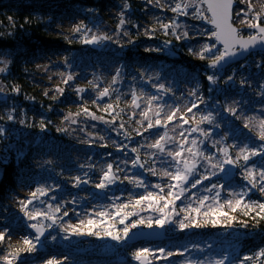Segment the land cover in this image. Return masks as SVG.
I'll use <instances>...</instances> for the list:
<instances>
[{"label": "rangeland", "instance_id": "374dc122", "mask_svg": "<svg viewBox=\"0 0 264 264\" xmlns=\"http://www.w3.org/2000/svg\"><path fill=\"white\" fill-rule=\"evenodd\" d=\"M151 1L154 4L150 2L151 4L148 7L161 6L167 11L159 15H157V12H154L155 14L150 12L152 23L154 21H163L169 25L168 31H173L175 27V34L185 39H191L197 35L202 37L212 36L213 31L199 22L205 19H200L196 16L195 0H191L190 6L187 9L188 15L171 11V8L176 3L181 2V0ZM242 3L244 4V10L248 11L249 5L247 0ZM251 4L249 19H251L254 13L260 12L264 0H251ZM200 7L204 11V16L209 17L206 6L203 4ZM262 18L264 19V17ZM189 19L198 20V23H194ZM243 19L244 16H237L236 24L238 26L241 24L243 26L246 25L245 23H241ZM65 24L71 28L74 21L67 20ZM134 25L136 27L139 26L137 22ZM131 29L132 25L127 24L125 20L123 24L118 23L114 27L107 22H103L94 30H89V39L94 36L103 37L104 34L108 35V39L98 42L97 48L101 50L108 49L110 51L119 50L125 46H123L122 42L129 36ZM161 30L165 29L161 27ZM185 32H187V37L184 36ZM205 45H214L212 52L208 53L210 57H215L219 54V48L217 49L212 42L208 41ZM216 45L218 46L217 43ZM73 57L74 60H77L79 56L75 54ZM254 62L257 66L264 64L260 57L255 59ZM7 64L8 59L6 56L0 54V69L4 70ZM72 64H68L65 70L58 66V64H43L42 69L49 76L50 81L49 86H47L48 90L49 87L55 90L63 89L64 84H66L65 80L69 75H71L72 79L67 81L66 86L71 87L75 84L77 75ZM78 75L81 85L90 84L86 90H83L82 87L78 88L77 91L81 92L79 95L80 100L94 102L99 109L100 105L106 104L109 102V98L117 95L125 103L126 111L124 109L121 111L125 115H130L131 119L134 120L130 128L133 129L137 125L141 126V128L136 130V132H127L125 127H121L124 122H121L118 118L111 119L94 112H88L84 116H77L74 112L66 113L68 125L66 126L67 140L65 142L69 144V150L65 154H60V157L55 156L52 151L49 153L45 152L44 154L38 153V150L35 151L34 148L39 139L27 133L22 137L19 134L22 129L15 128L12 132L8 133L11 137L16 130H20L16 134V144L4 147L0 143L2 150V153L0 151V159L7 157L8 154L11 155L12 152L15 155L31 153L34 163H32L31 167L36 170L38 176L42 177V175H45L42 178H45L46 182L40 183L39 189L45 190L46 194H37L33 198L32 193L37 190L34 184L22 185L18 188V192L12 200L15 206L19 207V211H17L15 206L13 208L10 206V212L14 216L9 222L11 226L0 225V231H4L5 228L8 229V232L10 231L9 236L6 238L11 239V242H9L10 250L4 255H0V261H2L0 264H4L3 257L5 255L15 252V249H18L21 245L27 246L24 243L25 238L31 239L28 235V225L36 223V221H29L24 212L21 211L22 201L31 199L32 203L28 205L29 211L48 213L56 218V223L52 224V221L42 219L41 222L46 227L52 224L51 227H47L51 231L50 235L44 238L47 241L40 240L35 250L32 251V255L36 253L37 255L32 256L31 261L23 259L21 254H19V257L13 260V264L15 261H20L21 264H49V262L51 264H95L70 259L68 256L61 254L57 249L61 245L72 244L74 241L80 239L81 235L82 240L89 243L87 244L86 242V245L89 248H93L89 252L95 256L91 257L97 258L99 261H106V258L109 257L99 258L97 256H108L112 252H117L120 246L123 247L125 245L126 236H124L123 229L132 222L133 215L136 216L138 221L148 220L152 222L162 215H167L169 223L166 224L175 226L176 223L182 221L181 213H186V215L194 213L197 215L208 212L216 215L218 210L225 211L226 207L230 208L227 201L231 200L233 205L236 204L237 200L244 203L245 197L251 194L250 185L244 187L243 184L238 185L229 181L231 176L227 171L225 160L231 157L229 154L226 157L222 149H227V153L230 152L227 140L232 141L233 139L234 126L231 120L215 122L211 129H206L204 126L188 120L194 111V108H192V111L189 112L188 108L192 107V104L196 103L198 98L194 79L190 77V81L183 83V81L176 80V77L171 73L151 66H139L127 73L121 64L109 61L107 58L102 59L101 66L97 69L88 71L86 67H83L82 72ZM114 78L115 83H113ZM256 79L257 77H255L253 84L257 85L260 82ZM161 85L163 86L162 88L160 87ZM105 88L109 90L108 94L101 96ZM0 90H2L0 91L1 95L4 91L1 82ZM134 95L136 97L135 104L133 103ZM256 96H258L256 101L263 100L261 98L264 97V91H259ZM151 97H156L157 99L152 100L150 103ZM241 98L240 91H236L233 96L228 98L230 99L228 106L243 114L246 119L254 122V128L260 131L261 121H264V104H253L251 102L249 105L250 109L244 110ZM3 99L6 100L4 96ZM157 111H159L161 125L148 128L149 120L155 123ZM173 111L176 112L174 120L167 122V115ZM144 112L148 113L147 119L143 115ZM210 116L211 119L214 117L213 114H210ZM181 118L187 120L188 123H183ZM251 121H249L250 124L252 123ZM192 129H196V131H192ZM181 131L184 132L183 137L180 135ZM165 133V140L162 141L165 147L164 152L149 147L160 136H164ZM192 140L196 141L195 145L191 143ZM80 142L85 143L84 148H79ZM207 142H212L216 148V152H207L205 146ZM106 143H108L107 145L110 144V151L107 154L95 157L97 150L102 149V147L95 148L91 145ZM181 146H183L181 157L173 159L172 156L168 155L169 151L174 153L181 150ZM188 148H192L194 153L199 154L193 155L189 153L187 151ZM133 149H136V151H133ZM177 160L181 162L177 163ZM183 161H188L190 166L194 165L186 183L177 182L171 179L170 176L164 175L165 172L174 173L177 168L183 171L185 167ZM251 161L252 158L250 157L247 163L244 162L241 166L239 165L238 170L240 169L239 172L242 177H246V169H250L255 175L256 185L260 188V185L264 184V179H261L259 172L264 170V168ZM54 163H60L58 165L60 169L54 170ZM108 165H112L110 175L114 176L111 182L104 179L105 172L109 171ZM215 165H221L223 170H221V167H214ZM154 175L156 178H151ZM53 177H57L58 179L54 180ZM59 178L66 182H59ZM197 179L200 180V183L193 188L191 185ZM101 182L105 183V187H97ZM59 184H61L59 187H55ZM90 184V187H93L91 189L97 195L84 188V186ZM177 184L179 185L178 187H171ZM157 185H160V187H156ZM214 185L215 187H213ZM127 186L130 187L129 190H127ZM180 187L185 189L183 194L180 195L179 199H176L165 208V202L172 200V197L168 196L169 191L171 190L179 195ZM124 189L128 193L126 197L124 194H116L118 190L124 191ZM59 190L67 192L61 203L57 201ZM98 191L103 193L102 196ZM149 193L155 196H163L165 200L159 201L158 204L151 200H145L137 204V201L142 196H148ZM261 195L264 198V193H261ZM204 197H208V199L204 200L203 205H201L200 200ZM129 203L136 204L138 208L131 213L125 212L124 204ZM57 207L60 209L58 212L56 211ZM157 208H162L163 212L156 211L155 209ZM197 208H199V213L195 211ZM181 210L183 211L181 212ZM65 212H67V215H64ZM122 219L123 223L120 222ZM89 220L95 221L90 230L97 234H87L89 231ZM81 221L84 223L81 224ZM83 225L87 226H84V229H82L81 226ZM107 231H112L113 234L118 233L121 239H112L111 236L106 235ZM168 232L172 233L169 228L166 229V234ZM104 242L107 243V246H104ZM146 243L147 245L154 246V248H145L148 250L145 256L149 259V262L145 264H217L218 261L222 260L218 257L217 253L211 254L207 252L206 246L203 243H176L171 249V252L176 253V257L173 256L172 259H162L164 258V253L162 254L159 251L161 248L164 249V252L167 251L168 245H165V247L159 246L153 244L156 243L153 240L152 242L149 240ZM142 249H144V246L139 248V250ZM79 252L85 253L84 250H79ZM181 252L183 255L179 254ZM9 258L11 259V257ZM126 258L123 256L119 258L120 264H141L140 262H136L135 258L132 262ZM222 261L224 264V260Z\"/></svg>", "mask_w": 264, "mask_h": 264}, {"label": "trees", "instance_id": "16d2710c", "mask_svg": "<svg viewBox=\"0 0 264 264\" xmlns=\"http://www.w3.org/2000/svg\"><path fill=\"white\" fill-rule=\"evenodd\" d=\"M149 4H151L149 0H0V54L8 59L7 66L0 73V82L4 89L0 95V128L4 129L3 135H0L2 146L8 147L10 144H16V134L20 130H16L11 137L8 133L15 128L22 129L19 133L22 137L27 133L39 139L34 148L35 151L38 150L37 152L41 154L52 151L55 156L60 157V154H65L69 150V144L65 140H67L66 126L68 125L66 113L70 112H74L77 116L94 112L111 119L118 118L124 122L123 127L127 132H136L140 129L139 125L133 129L130 128L134 120L130 115H125L121 111L123 109L126 111V107L123 99L118 98L117 95L109 98V102L100 105L99 109L96 103L79 99L81 92L77 91L78 88L82 87L86 90L90 84L81 85L78 74L82 72L83 67H86L88 71L97 69L101 66L102 59L107 58L109 61L121 64L127 73L139 66H151L171 73L176 80L183 81V83L190 81V77L194 79L195 89L198 92H196L198 98L195 103L197 107L194 108L188 120L206 129L213 128L215 122L231 120L234 131L232 141L227 140L230 150L227 154L231 159L237 160L241 148L246 146L248 149H255L261 154L250 156L251 162L264 168V151H262L264 140L259 138L260 131L254 128V122L228 106L230 100L228 98L236 91H240L242 95L241 104L244 110L250 109L251 102L264 104V97L261 98L263 100L256 101L258 92L264 91V64L257 66L254 62L260 57L264 63V52L253 53L225 69L214 68L211 62L216 56L210 57L203 51L204 45L209 41L215 44L217 49L219 48V53L223 52L216 45L214 36L197 35L191 39L182 37L177 39L174 31L161 30V25L165 24L160 21L161 19L160 22L152 23L151 21L150 12L152 14L157 12L159 15L167 11L161 6L148 7ZM121 19L132 25L129 36L122 42L124 47L112 51L101 50L97 48L98 42L105 39H99L95 43L85 42L90 37L89 30H94L103 22L114 27L120 23ZM67 20L74 21L71 28L65 24ZM189 20L198 23V20ZM205 20L199 22L214 31L212 26L204 24ZM136 22L139 24L138 27L134 25ZM77 27H80L79 32L76 31ZM104 36L108 37L105 34ZM75 54L79 56L77 60H74ZM46 63L58 64L64 68L63 70L66 66L68 67V64L73 63L72 67L77 75L75 84L71 87L66 86L67 83L62 85V92L50 87L48 90L49 76L42 69L43 64ZM209 76L213 77V80H209ZM255 77L260 82L257 85L253 84ZM210 114L214 115L212 119ZM9 115L13 117L12 120L7 118ZM204 116H210V121H202ZM249 121L252 123L250 124ZM246 124L247 127H245ZM107 144L91 145L95 148L102 147L97 150L95 157L110 151V144ZM84 146L85 143L80 142L79 148H84ZM205 146L207 152H216L212 142H207ZM0 151L2 153L1 148ZM31 155V153L15 155L12 152L11 155L8 154L7 157L0 159V169H2L0 174V225L11 226L9 222L14 216L10 208L15 206L12 199L20 186L34 184L36 189H39L40 183L46 182V179L42 178L45 175L38 176L36 170L31 167L33 163ZM237 163L239 167L244 161L241 158ZM59 164H53L54 170L60 169ZM239 171L240 169L235 175H230L229 181L238 185L243 184L244 187L251 186L252 192L245 197L244 203H241L234 211L228 207L225 211L218 210L216 215L181 213L184 223L195 219L203 226L181 229L180 223H176L175 226L165 224L166 229L169 228L172 233L168 232L165 239L155 243L163 247L168 245L169 248L164 255L171 252L176 243L195 242L203 243L207 252L217 253L218 257L224 260V264H264V256L259 255L264 250V212H260L258 207L247 209L244 207V205L264 203V198L258 186L253 187V184L242 177ZM151 178L154 179L156 176ZM53 179L58 178L53 177ZM58 181L66 182L61 178ZM90 186L91 184L84 188L97 195ZM126 188L130 189L129 186ZM66 194V191L59 190L58 203L64 200ZM102 194L100 192L101 196ZM116 194H124L126 197L128 193L124 189V191L118 190ZM124 206L125 212L128 213L138 208L134 203L124 204ZM16 209L19 211V207ZM221 212L227 215H221ZM133 217L128 225L129 234L126 236L125 245L120 246L117 252H112L108 256H97L99 258L109 257L106 261L92 258L95 255L90 254L89 250L93 248L86 245L87 241H83L81 235L80 239L72 244L61 245L57 250L70 259L84 263L120 264L119 258L122 256L132 262L134 254L140 251L139 248L142 246L144 249L154 248L152 245H147L146 240L138 241V243L127 241L134 230L149 228L148 220H143L141 225L137 223L138 225L133 228L132 223L138 221L135 215ZM213 219L218 221L216 226L210 223ZM206 221L209 222L206 223ZM154 225L155 221L152 222V226ZM84 226L87 225L81 228L84 229ZM28 231L29 237L33 239L36 234L30 228ZM8 234L6 237L9 236ZM6 237L4 242L0 243V255L10 250L11 239ZM103 244L107 246L106 242ZM27 247L21 245L15 249V252L19 251L23 259L31 261L32 256L37 253L32 255L33 252L27 251ZM79 250H84L85 253ZM173 256L167 259H172ZM244 257H251V259L245 260ZM135 261L140 262L136 259ZM14 264L21 263L15 261Z\"/></svg>", "mask_w": 264, "mask_h": 264}, {"label": "snow or ice", "instance_id": "6c2138e0", "mask_svg": "<svg viewBox=\"0 0 264 264\" xmlns=\"http://www.w3.org/2000/svg\"><path fill=\"white\" fill-rule=\"evenodd\" d=\"M149 2H151V0H149ZM241 2H245V0H241ZM191 0H181V2H178L175 4L174 7L171 8V11L173 12H177L183 15H188L187 9L190 6ZM234 0H195V7H196V16L200 19H208L209 23H211L214 28L215 31L212 32V36H214L216 38L217 41H221L224 45V51L219 53L218 55H216L215 59L212 60L211 62V66L215 67L216 65H218L220 63V61L224 60L225 57L227 56H232L235 55L236 52L233 51L234 48H236L238 46L239 49L242 50H248L250 47L256 45L258 42L261 44H264V23H261V18L264 17V4L261 5V10L260 12L254 13L251 16V19L248 18L249 16V12L251 11V0H247V3L249 5V10L248 11H244L243 9L241 10V13H243L244 19L241 21V23H245L249 28L254 29V34L249 35L247 38H244L243 36L240 35L239 30L236 29L235 27H233V22H232V17H233V12H232V6H233ZM206 4L207 5V11L211 13V17H206L204 16V11L202 10V8L200 7V5ZM125 7H127V5H125ZM241 13H236L237 16H240ZM121 24L124 23L123 19H121L120 21ZM174 23V22H173ZM161 27L165 30H167L169 28L168 24H162ZM175 30V27L173 28V31ZM77 32L80 31V27H77L76 29ZM184 36L187 37V32L184 33ZM109 37L104 36V37H92L90 40L86 39L85 42L86 43H95L97 42L99 39H108ZM177 39H180V36H177ZM214 47V45L209 46V45H204L203 47V51L205 53H210L212 52V48ZM201 58L203 59V55H201ZM0 71H3V69H0ZM72 77L71 75H69L67 77V79L65 80V83H67L68 80H71ZM209 80H213V77L209 76L208 77ZM113 83H115V78L113 79ZM161 88L163 87L162 85L160 86ZM2 91V90H0ZM18 91V89H17ZM58 91L62 92V89H58ZM108 89L105 88L104 91L101 93V96L107 95L108 94ZM157 99L156 97H151L150 98V103L152 100ZM136 102V97L135 95L133 96V103L135 104ZM138 106V105H137ZM109 107H111V105H109ZM197 107V105L195 103L192 104V107L188 108V111L191 112L192 108ZM162 111V109H160ZM85 111H87V109H85ZM143 115L145 116V118H148V113L144 112ZM156 120L155 123H153L151 120H149L147 127L148 128H153L156 126H160L161 125V119L159 118V111H157L156 113ZM176 116V112L173 111L170 114L167 115L166 120L167 122H172L174 120ZM9 120H12L13 117L11 115H9L7 117ZM183 120V118H181ZM203 120H209L210 121V116H204L202 117V121ZM183 123H188L187 120H183ZM166 126V125H165ZM248 125L246 124L245 127H247ZM121 127H123V125H121ZM192 131H196V129H192ZM4 133V129L0 128V135H3ZM180 135L183 137L184 136V132L181 131ZM165 136H160L159 139L156 140V142L152 145H149V147L155 148L157 150H159L160 152H164L165 151V147L162 143V141L165 140ZM259 138L261 140H264V121H261L260 124V136ZM191 143L193 145L196 144L195 140H192ZM133 151H136V149H133ZM182 151H183V146H181V150H178L176 152H172L169 151L168 155L172 156L173 159H176L178 157L182 156ZM187 151L189 153H192L193 155H198L199 153H194L192 148H188ZM222 151H224L225 156L227 157V149H222ZM262 151H264V149H262ZM261 154L260 151H257L255 149H248L246 146L244 148H241L239 150V155L237 156V161H239L241 158L243 159V161L245 163H247V161L250 159V156H256ZM181 161L177 160V163H180ZM226 163L228 164H232L234 163V161L231 158H228L226 161ZM135 163V161H134ZM185 167L184 170L182 171L181 169L177 168V170L174 173H169V172H165L164 175L170 176L171 179L177 181V182H183L186 183L188 180V175L191 173L192 168L194 167V165H189L188 161H183ZM214 167H221V165H215ZM111 168L112 165H108V172H105L104 174V179L105 181L111 182L114 179V176L110 175L111 172ZM247 171V176L245 177L246 179H249V181L253 184V187L256 186V180H255V175L254 173L250 170V169H246ZM259 176L261 177V179H264V170H261L259 172ZM205 179H207V177H205ZM200 183V180H196L191 186L193 188L196 187L197 184ZM179 185H172V188H176ZM97 187L103 188L105 187V183L101 182L99 185H97ZM156 187H160V185H157ZM215 187V185L213 186ZM261 193H264V184L260 185L259 188ZM161 191H163V189H161ZM185 191V189L183 187H180V193L179 195L174 193L173 191H169L168 196L172 197L171 201H166L164 204V207H168L170 203H173L176 199L180 198V195L183 194V192ZM37 194L39 195H45L46 192L43 189H37L36 192L32 193V197L35 198L37 196ZM217 195H219L217 193ZM208 197H204L202 200H200V204L203 205L204 200H207ZM145 200H151L156 202L157 204L159 203V201L161 200H165V197L163 196H155L152 193H149L148 196H142L140 198V200L137 201V204L142 203ZM32 203V200H28V201H22L21 202V211L24 212L25 216L27 217V219L29 221H36V223H30L28 225L29 228L35 230V237L33 239H28L25 238L24 243L28 246L27 247V251L32 252L35 250L36 245L38 243H40V237L43 236L44 234V225L41 222L42 219H46V220H50L52 221V224L56 223V218L48 213L45 212H39V211H29L28 210V205ZM227 204L230 208H232V210L234 211L236 209V207L241 205V201L237 200L236 204L233 205V202L231 200L227 201ZM123 207V206H122ZM244 207L247 208H252V207H258L260 209V212H264V203H259L258 205L256 204H251V205H244ZM60 209L59 207L56 208V211L58 212ZM156 211L159 212H163L162 208H157L155 209ZM195 211L197 213H199V208L195 209ZM221 215H227V213H220ZM247 214V212H246ZM64 215H67V212L64 213ZM205 216H208L209 213L205 212L204 213ZM121 223H123V219L120 221ZM209 221H206V223H208ZM84 222L81 221V224H83ZM95 223V221L89 220L88 221V225H89V231L87 234L89 235H94L97 233H93L90 229L91 226ZM137 223H143V220L137 221L132 223V227L135 228L137 226ZM166 223H169L168 217L167 215H162L161 217H159L158 219H156L155 224L158 227L163 228L165 226ZM210 223L212 224V226H216V224L218 223L217 220L213 219L210 221ZM52 224L47 225V227H51ZM148 226L152 227V221L148 222ZM181 229L184 228H189V227H202L203 225L201 223H199L198 221H196L195 219H193L191 222L189 223H184L183 221L180 222L179 224ZM129 232V228L128 226H125L123 229V233L124 236H127ZM8 234V229L5 228L4 231H0V243L4 242L6 235ZM83 234V233H80ZM106 235L111 236L112 239L114 240H120L121 237L118 233L113 234L112 231H107ZM35 241V242H34ZM162 254L164 253V249L161 248L159 250ZM148 252L147 249H142L138 252H136L134 254V258L136 260L141 261V264H144L145 261V254ZM176 253L173 252H167L164 255V258L167 259L170 256L175 255ZM180 255H183V253H179ZM260 256H264V250H262L259 253ZM11 257V259L9 258ZM19 257V251L17 252H10L7 255H5L3 257L4 260V264H13V260L17 259ZM245 260L251 259V257H244ZM49 264H51V262H49ZM217 264H223V261H218Z\"/></svg>", "mask_w": 264, "mask_h": 264}, {"label": "water", "instance_id": "95a60500", "mask_svg": "<svg viewBox=\"0 0 264 264\" xmlns=\"http://www.w3.org/2000/svg\"><path fill=\"white\" fill-rule=\"evenodd\" d=\"M237 1L234 0L233 6H232V12H233V17H232V22H233V18H234V9L237 6ZM207 8V5L204 4ZM209 15L211 17V13L209 12ZM204 24L210 25L212 27H214L211 23H209V20H205ZM233 27H235L236 29L239 30L240 32V28L233 22ZM244 38H247L248 36H243ZM215 41L217 42V44L223 48L224 50V45L221 41H217L215 38ZM233 51L236 52L235 55L232 56H227L225 57L224 60L220 61V63L218 65H216L214 68H219V69H225L227 67H229L230 65L240 62L244 59H246L249 55H251L252 53L256 52V51H264V44L261 43H257L256 45L250 47L248 50H242L239 49L238 46L236 48L233 49ZM213 67V66H212ZM234 161V163L232 164H228L225 162V165L227 167V171L230 173V175H235L238 171V163L237 160L232 159ZM226 161V160H225ZM44 225V224H43ZM45 226V225H44ZM30 230L35 233V230L31 229ZM44 234L43 236L40 237V240H44V238L48 237L51 233V231L45 226L44 229ZM167 237L166 234V227L164 226L163 228L156 226H152L149 228H143V229H136L134 230L129 237L127 238L128 242L134 243V242H138L141 240H154V241H160L163 240ZM149 259L148 257H145V263H148ZM141 263V261H140Z\"/></svg>", "mask_w": 264, "mask_h": 264}, {"label": "flooded vegetation", "instance_id": "af4514ba", "mask_svg": "<svg viewBox=\"0 0 264 264\" xmlns=\"http://www.w3.org/2000/svg\"><path fill=\"white\" fill-rule=\"evenodd\" d=\"M237 1V6L235 7V9H234V18H233V22L236 24V21H237V15H236V13L237 12H240L241 13V10L243 9L244 10V4L241 2V0H236ZM244 11H246V10H244ZM208 14H209V12H208ZM241 15L243 16V13H241ZM209 17H210V15H209ZM261 23H264V19L262 18L261 19ZM237 25V24H236ZM238 26V25H237ZM239 28H240V35L241 36H249V35H251V34H254V29H251V28H249L248 26L246 27V25H239L238 26ZM213 29H214V31H215V28L213 27ZM219 46V45H218ZM220 47V46H219ZM221 49H222V51H224L223 50V48L221 47ZM259 52H264V51H256L255 53H259Z\"/></svg>", "mask_w": 264, "mask_h": 264}, {"label": "bare ground", "instance_id": "6f19581e", "mask_svg": "<svg viewBox=\"0 0 264 264\" xmlns=\"http://www.w3.org/2000/svg\"><path fill=\"white\" fill-rule=\"evenodd\" d=\"M147 242H149V240H146ZM155 244V243H154Z\"/></svg>", "mask_w": 264, "mask_h": 264}]
</instances>
